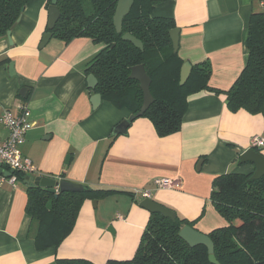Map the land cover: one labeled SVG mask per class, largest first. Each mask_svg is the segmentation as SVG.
<instances>
[{"label":"crops","instance_id":"obj_1","mask_svg":"<svg viewBox=\"0 0 264 264\" xmlns=\"http://www.w3.org/2000/svg\"><path fill=\"white\" fill-rule=\"evenodd\" d=\"M49 5V0L30 1L11 36L0 38V119L5 110L19 114L27 105L32 126L21 150L38 166L34 176L115 192L98 199L95 207L85 199L71 233L57 246L38 248L27 211L28 182L3 174L0 264H59L65 258L106 264L132 258L151 214L140 206L143 195L135 192L142 188H152L151 199L194 221L204 233L227 225L211 200L213 180L254 171V164L241 162L240 155L253 147L254 136H264L263 114L231 111L226 93L205 89L189 95L178 132L159 136L151 119L140 116L126 134H115L132 112L103 98L94 108L86 74L87 62L104 45L85 36L69 41L53 36L40 47ZM255 11H264L260 0H166L156 5L154 15L175 20L179 56L192 65L208 61L210 84L227 91L247 63L246 38ZM23 87L28 88L24 95ZM7 135L0 120V137ZM260 151L264 154V146ZM155 178L179 185L156 188Z\"/></svg>","mask_w":264,"mask_h":264},{"label":"trees","instance_id":"obj_2","mask_svg":"<svg viewBox=\"0 0 264 264\" xmlns=\"http://www.w3.org/2000/svg\"><path fill=\"white\" fill-rule=\"evenodd\" d=\"M30 1L0 0V38L6 36ZM163 1L135 0L118 33L114 25L118 0H58L61 16L53 36L65 41L85 36L102 43L103 48L87 62L86 74L96 76L94 91L103 99L132 114L140 110L144 93L139 81L130 77L131 69L144 64L152 79L155 101L142 116L151 119L159 136L180 130L189 95L205 89L226 93L231 111L243 109L264 116V11L252 13L246 38L247 63L232 87L223 91L210 84L212 67L208 61L192 65L188 80L180 84L185 60L174 52L170 30L176 27L175 20L154 15L156 5ZM125 33L139 38L144 49L124 40ZM253 172L225 173L213 180L211 200L228 221L209 233L219 264H264V176L252 179ZM12 175L26 182V174L14 171ZM113 192L115 189L88 186L83 192L55 195L28 183L27 211L35 223L37 247L59 245L73 230L85 199L98 200ZM186 224L194 226V221L178 216L172 220L151 212L135 255L125 260L109 259L106 264H214L206 246L191 247L180 237ZM59 264L95 263L86 258H65Z\"/></svg>","mask_w":264,"mask_h":264},{"label":"water","instance_id":"obj_3","mask_svg":"<svg viewBox=\"0 0 264 264\" xmlns=\"http://www.w3.org/2000/svg\"><path fill=\"white\" fill-rule=\"evenodd\" d=\"M50 5L48 7L49 12V20H48V31L43 35L40 47H44L49 40L53 37L54 32L52 31L58 20L61 16V11L58 6V0H50ZM135 0H118L115 15H114V25L118 33L122 32L123 30V20L125 16H127L131 8L134 4ZM8 35L11 36V29L8 30ZM179 28L175 27L170 30V36L173 42L174 52L178 51L179 48ZM124 40L131 41L137 47L144 49L143 42L134 36L131 33H125L123 35ZM14 71V63L10 64V72L13 73ZM192 71V64L189 62H185L181 68V75H180V84L184 85L188 80ZM130 77L139 81L141 89L143 90L144 97H143V104L140 110L136 114H132L129 119L123 120L119 125H117L114 129L115 134H126L128 132V128L133 120L137 117L142 116L145 111L149 108V106L155 101V97L151 92V82L152 79L150 75L147 73L144 64L135 65L131 69ZM98 84V80L94 74H90L88 76V86L92 89V97L91 102L94 108H97L101 101L102 95L94 91ZM28 91L27 87H23L21 89V94L24 95ZM203 160L201 159L199 163ZM240 161L243 163L252 162L255 166L253 175L251 176L252 179H259L264 176V154L261 151H258L254 147L249 148L241 153ZM14 172L13 169L6 171L4 168L0 167V173L6 175H12ZM26 181L28 183H33L36 186H41L45 188L48 192L58 195L59 192H83L88 189V186L83 183H75L67 179H57L54 177L49 176H31L28 175L26 177ZM97 203V201H95ZM140 206L149 210L152 213H161L162 215L175 220L177 214L174 210L166 207L163 204L158 203L157 201L147 197L144 198L140 202ZM180 237L185 240L191 247H195L198 245H204L208 249L209 259L214 264H219L216 256H215V243L210 237L208 233H204L197 229L196 227L186 224L184 225L180 232Z\"/></svg>","mask_w":264,"mask_h":264},{"label":"built area","instance_id":"obj_4","mask_svg":"<svg viewBox=\"0 0 264 264\" xmlns=\"http://www.w3.org/2000/svg\"><path fill=\"white\" fill-rule=\"evenodd\" d=\"M260 3L264 7V0H260ZM0 120L8 131L7 137H0V167L20 171L26 175L38 174V166L32 159L25 156L21 150V146L26 139V134L32 126L27 105L21 107L19 114H14L10 109L5 110ZM252 144L254 148H262L264 146V136H254ZM2 179H4V175L0 173V181ZM10 179L14 181L16 176L13 175ZM153 185L156 188H174L179 183L178 180L170 178H155ZM135 192H140L144 198H150L152 188L137 189ZM119 217L122 216L119 215Z\"/></svg>","mask_w":264,"mask_h":264},{"label":"rangeland","instance_id":"obj_5","mask_svg":"<svg viewBox=\"0 0 264 264\" xmlns=\"http://www.w3.org/2000/svg\"><path fill=\"white\" fill-rule=\"evenodd\" d=\"M95 201H98L97 199H92V206L95 207L96 203Z\"/></svg>","mask_w":264,"mask_h":264}]
</instances>
